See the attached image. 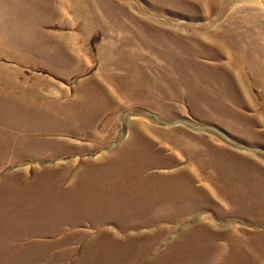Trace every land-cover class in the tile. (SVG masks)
I'll return each instance as SVG.
<instances>
[{"label":"rangeland","instance_id":"1","mask_svg":"<svg viewBox=\"0 0 264 264\" xmlns=\"http://www.w3.org/2000/svg\"><path fill=\"white\" fill-rule=\"evenodd\" d=\"M0 264H264V0H0Z\"/></svg>","mask_w":264,"mask_h":264},{"label":"bare ground","instance_id":"2","mask_svg":"<svg viewBox=\"0 0 264 264\" xmlns=\"http://www.w3.org/2000/svg\"><path fill=\"white\" fill-rule=\"evenodd\" d=\"M127 157V155H125Z\"/></svg>","mask_w":264,"mask_h":264}]
</instances>
